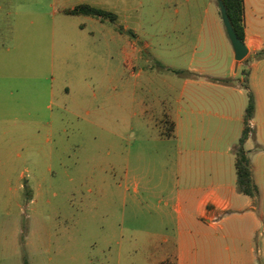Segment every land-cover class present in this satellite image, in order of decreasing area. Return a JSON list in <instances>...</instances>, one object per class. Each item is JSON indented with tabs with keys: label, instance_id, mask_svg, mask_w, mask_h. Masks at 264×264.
<instances>
[{
	"label": "rangeland",
	"instance_id": "374dc122",
	"mask_svg": "<svg viewBox=\"0 0 264 264\" xmlns=\"http://www.w3.org/2000/svg\"><path fill=\"white\" fill-rule=\"evenodd\" d=\"M55 2L33 0L30 14L19 16L11 61L23 91L19 104L5 101L0 108V200L13 219L41 225L46 234V241H21L18 264H149L139 211L125 209L117 185H126L125 164L137 174L144 160L168 148L151 103L177 96L189 67L227 72L213 22L217 0H100L121 18L84 22L97 49L91 70L78 52L86 45L79 31L84 19L66 12L78 0ZM125 19L138 45H148L126 64L109 39ZM206 37L220 59L199 65ZM8 72L3 68L2 77ZM50 89L51 96L43 94ZM141 100L149 104L145 112Z\"/></svg>",
	"mask_w": 264,
	"mask_h": 264
},
{
	"label": "crops",
	"instance_id": "0c3cea01",
	"mask_svg": "<svg viewBox=\"0 0 264 264\" xmlns=\"http://www.w3.org/2000/svg\"><path fill=\"white\" fill-rule=\"evenodd\" d=\"M31 1L0 0V108L5 101L20 102L23 90L17 76L13 75L11 56L17 49L18 18L30 14L26 8ZM49 1L57 4V0ZM78 3L110 14V21L117 22L121 18L115 11L117 8L100 0H78ZM60 5L62 11H66L65 6ZM73 8L75 6L70 10ZM216 12L213 22L223 47L227 72L208 74L202 66L189 67L177 96L151 103L165 131L167 125L173 124L172 136L164 135L168 148L156 158L144 160L137 174L129 173V163L125 164L126 185H117L115 196L124 202L125 209L129 213L139 211L136 214H139L140 229L151 248L149 264H264V59L253 58L264 49V0H243L241 23L248 54L238 63L236 72L234 53L221 28L220 11ZM69 16L85 20L80 23L82 33L84 22L101 24L105 19L81 14ZM120 23L117 24L120 31L110 34L109 39L118 46L126 64L128 60L138 59L141 50L148 45H138V37L126 19ZM94 38V32H84L86 45L78 48L83 64L90 70L97 65ZM106 48L104 53L109 63L113 57L109 55V44ZM215 50L214 40L206 37L198 64L220 59ZM69 52L63 51V54L67 56ZM3 68L9 71L6 79L2 77ZM243 73H248L247 84L255 100L244 149L258 189L256 198L239 193L236 184L233 148L245 127L248 101L242 87ZM86 77L89 76L79 82L81 85ZM214 79L233 82L223 84ZM67 90L65 85L64 91ZM46 92L52 95L51 89L43 90V94ZM139 105L144 112L149 109L145 100L139 101ZM94 179L92 175L88 181ZM34 201L30 198L29 203ZM16 205L19 207L18 203ZM11 210L0 200V264H18L21 241H46L43 226L22 225L18 216L13 219ZM214 219L216 221L212 222Z\"/></svg>",
	"mask_w": 264,
	"mask_h": 264
},
{
	"label": "trees",
	"instance_id": "16d2710c",
	"mask_svg": "<svg viewBox=\"0 0 264 264\" xmlns=\"http://www.w3.org/2000/svg\"><path fill=\"white\" fill-rule=\"evenodd\" d=\"M222 2L226 8L233 29L235 30L237 36L243 41V27L241 23L243 0H222ZM66 12L69 15L81 14V15L111 18L110 14L95 7H91L89 5H84V4L78 5L75 8L68 10ZM253 58L256 60L264 59V49L256 52ZM176 72L181 73L179 71ZM243 74H244V81L242 83V87L247 93L248 101L244 115L245 127L238 143L233 148V154L235 156V172H236V180H237L236 184H237V191L239 193L250 196L252 198H256L258 196V189L253 181L251 164L247 152L244 149V142L250 134V128L248 124L254 115L255 100H254V95L247 84L248 73H243ZM214 80L223 84H229L233 82L230 79H214ZM172 134H173V124L170 123L169 126L166 127V131L164 132V135L170 137L172 136ZM24 264L27 263L24 262Z\"/></svg>",
	"mask_w": 264,
	"mask_h": 264
},
{
	"label": "water",
	"instance_id": "95a60500",
	"mask_svg": "<svg viewBox=\"0 0 264 264\" xmlns=\"http://www.w3.org/2000/svg\"><path fill=\"white\" fill-rule=\"evenodd\" d=\"M221 20L225 29V33L227 35V38L230 42V45L232 47L233 53H234V59H235V67L234 72L237 71L238 63L242 61L248 54V51L245 47L244 42L237 36L235 30L233 29L232 23L228 17L226 8L222 2V0H217Z\"/></svg>",
	"mask_w": 264,
	"mask_h": 264
},
{
	"label": "built area",
	"instance_id": "2783aa9c",
	"mask_svg": "<svg viewBox=\"0 0 264 264\" xmlns=\"http://www.w3.org/2000/svg\"><path fill=\"white\" fill-rule=\"evenodd\" d=\"M248 126H249V128H251V126H250V123L248 124ZM216 220L214 219V220H212V222H215Z\"/></svg>",
	"mask_w": 264,
	"mask_h": 264
}]
</instances>
